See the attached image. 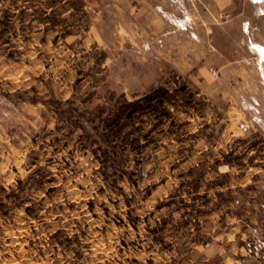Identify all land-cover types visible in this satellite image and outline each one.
<instances>
[{"label": "rangeland", "instance_id": "1", "mask_svg": "<svg viewBox=\"0 0 264 264\" xmlns=\"http://www.w3.org/2000/svg\"><path fill=\"white\" fill-rule=\"evenodd\" d=\"M176 1L240 61L225 88L249 111L264 0ZM105 2L0 0V264H264V236L218 237L219 186L262 173L264 138L201 77L140 62Z\"/></svg>", "mask_w": 264, "mask_h": 264}, {"label": "crops", "instance_id": "2", "mask_svg": "<svg viewBox=\"0 0 264 264\" xmlns=\"http://www.w3.org/2000/svg\"><path fill=\"white\" fill-rule=\"evenodd\" d=\"M215 1L218 8L222 6L221 9H226L227 0ZM100 7L104 8L106 17L111 16L114 30L121 35L124 44L138 51L139 60L145 66H152L154 71L165 66L177 74L201 77L200 81L208 96L217 90V103L231 105L227 112H234V120L239 122L241 132L251 136L259 133L264 138V97L251 98L252 107H259L261 110L254 112L252 107L249 111L240 108L238 102L242 100L232 101L227 95L225 73L240 71L241 65L235 58L228 59L224 49L219 48L217 32H213V27L212 32L208 30L204 35V22L191 19L190 13L185 14L176 0H106L105 5ZM103 14L104 11L101 16ZM250 52L256 58L264 56L258 46L251 48ZM262 64L263 62L259 63ZM255 69L257 73V68ZM212 70L217 71L216 77ZM208 100L213 102L210 98ZM221 167L219 177L222 174L230 179L234 177L235 173L230 171L233 167L225 171ZM262 170V173L261 170L251 171L250 177H245L240 183L229 182L219 186L220 192L230 195L231 199L219 203V208H226L224 211L219 209L218 215L222 219L226 218V223L229 220L234 222H228L232 227L228 226L230 229L224 233L219 231L218 237L231 242L232 237L246 241L254 234L264 236V169ZM257 175L263 180L256 179ZM228 210H233L234 214L226 217L225 212ZM245 235L247 238L243 239ZM243 248L246 253L244 246Z\"/></svg>", "mask_w": 264, "mask_h": 264}, {"label": "bare ground", "instance_id": "3", "mask_svg": "<svg viewBox=\"0 0 264 264\" xmlns=\"http://www.w3.org/2000/svg\"><path fill=\"white\" fill-rule=\"evenodd\" d=\"M260 48V51L263 53L264 55V47L258 46Z\"/></svg>", "mask_w": 264, "mask_h": 264}]
</instances>
